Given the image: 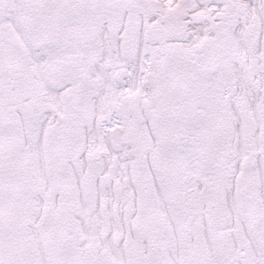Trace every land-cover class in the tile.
Listing matches in <instances>:
<instances>
[{"label": "snow or ice", "instance_id": "1", "mask_svg": "<svg viewBox=\"0 0 264 264\" xmlns=\"http://www.w3.org/2000/svg\"><path fill=\"white\" fill-rule=\"evenodd\" d=\"M0 264H264V0H0Z\"/></svg>", "mask_w": 264, "mask_h": 264}]
</instances>
